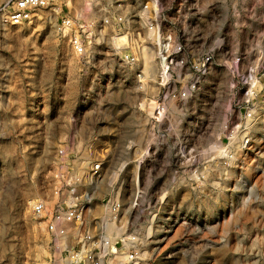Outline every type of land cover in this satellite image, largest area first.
Here are the masks:
<instances>
[{
	"label": "clouds",
	"instance_id": "9594fccd",
	"mask_svg": "<svg viewBox=\"0 0 264 264\" xmlns=\"http://www.w3.org/2000/svg\"><path fill=\"white\" fill-rule=\"evenodd\" d=\"M209 2L220 7L218 0ZM159 3L153 0L149 7L156 8ZM247 3L223 0L224 10L216 16L214 35L209 33L215 43L202 55L181 52L178 40L166 37L173 43L170 51L177 53L178 63L172 65L168 76L156 73L146 77L149 86L145 88L142 83L136 86L142 69L129 84L120 69L111 66V57L101 55L94 62L89 47L104 42L101 30L105 37H111L115 15L133 13L130 5L114 14L103 0H27L26 7L36 9L37 23L51 27L43 45L23 33V27L29 25L17 30L8 25L0 30V264H33L35 249L28 210L40 192L49 189L50 168L66 165L69 152L76 157L69 173L73 191L79 193L81 203L93 207V201L117 191L114 173L127 164L136 170L143 165L145 175L159 181L155 189L146 186L141 190L138 199L123 202L125 214L132 215V209L136 210V247L132 257H126L134 258V264H264V236L255 257L251 249L237 257L232 240L219 237L217 227L237 208L264 207V183H255L256 177H264V146L256 153L245 152L255 133H264V92L257 90L256 97L240 93L252 84L258 69L264 68V12L249 14ZM13 7L19 9L20 4L0 0V8L8 11ZM63 7L69 9L67 14L60 11ZM242 14L252 21L251 27L247 21L241 22ZM105 16L109 25L98 30L97 22ZM61 19L64 24L59 23ZM115 23L119 28V21ZM224 25L227 31H223ZM245 27L248 31L241 35ZM80 28L88 35L77 51ZM225 42L231 48L228 59L220 61L225 64L226 81L223 72L211 65L205 67L208 57ZM62 43L65 55L60 58ZM254 55L258 59H253ZM29 63L36 65L34 71ZM249 71L251 76L247 75ZM107 72L117 74L105 78ZM259 79L264 81V75ZM161 84L166 87L161 89ZM162 92L169 93L167 99ZM153 101L160 103L152 108ZM26 109L45 122L42 133L22 123ZM208 111L213 113V123L205 131L201 116ZM101 120L108 122L106 129L97 126ZM106 132L114 134L105 137ZM61 136H65L64 147H59ZM225 136L227 144L222 140ZM212 144L219 147L209 153ZM100 146L110 149L111 160L107 172L97 173L94 169L100 153L96 149ZM206 154L211 158L208 169L194 170L192 165H199ZM37 172L39 187L34 178ZM119 206L116 196L105 205L113 211ZM163 209L174 210L177 219L186 223L179 246L161 259L153 245L168 226L166 221L156 219ZM241 227L245 228L243 235L233 237L241 243L257 229L264 233V221H254L251 226L237 224L234 231Z\"/></svg>",
	"mask_w": 264,
	"mask_h": 264
},
{
	"label": "rangeland",
	"instance_id": "374dc122",
	"mask_svg": "<svg viewBox=\"0 0 264 264\" xmlns=\"http://www.w3.org/2000/svg\"><path fill=\"white\" fill-rule=\"evenodd\" d=\"M147 0H129L126 5H130L135 11L133 13H127L126 18V28L124 26H119V28L116 27V24H112V35L111 37H105L102 34H100V39L104 42H102L99 45H92L89 44V47L93 50V57L94 62L95 59H100L101 55L105 59H108L111 57L110 64L113 68H119L121 73L125 76V79L128 80L129 84H132V77L137 72L138 68L134 67L135 62L133 63L128 56L133 55L135 52L137 59L138 54L136 52V45L134 46V51L132 49L131 45V36L127 33L129 31L140 33L142 38V43L145 42L148 50L150 59L154 62L155 65L159 63V70L156 71V68L151 71V75L159 73L160 74V62L158 57L155 56V54L158 51L156 49L155 43H156V31L150 27V17L149 13H146L142 9V4H145ZM75 2V0H73ZM162 2V10L161 14L163 16V24L158 27V30L160 28L161 31H168L172 35L173 32L176 33L174 38H176L178 41L182 42L187 46L188 51L192 56L196 55H202L203 50L207 47H210L212 44L215 43L213 39L214 35V29L217 26V19L216 16L223 11V0H218V3L220 4V7H217L216 3H210L209 0H172L171 3H169V0H161ZM111 3V2H110ZM245 8L251 14L252 12H255L257 15H261L262 12H264V0H248V3L245 5ZM47 10V9H46ZM60 11L63 14H67L69 9L67 7H63L60 9ZM106 18L103 17L98 20L97 22V29L100 30V26H103L104 28H107L105 25H102L103 20ZM37 16L34 18V20L31 23H26L23 25H10L13 30H17L22 28L24 25H29V27H23V33L25 35H31L34 40H36L38 45H43L47 43V36L46 34L49 31V28L51 25L48 26H41L37 23ZM63 19L59 21V23L62 24ZM247 21V24L249 27L252 26V21L249 19V17H245L242 14L241 22ZM5 24V25H4ZM128 24V25H127ZM8 26V23H2V19H0V30ZM264 27V26H261ZM157 30V29H156ZM228 27L227 25L223 26V31H227ZM248 31V27H245L241 35L246 33ZM36 33V35H33V33ZM77 33L81 34L82 36H87L88 33L83 29L80 28L77 30ZM209 33H213V35H209ZM125 34L127 35V38L130 39V42L127 43L126 46H115L112 42V39L116 35ZM130 36V38H129ZM38 37V38H37ZM66 39H68L66 37ZM140 43V44H142ZM137 44V43H136ZM113 53H116V55L113 56ZM244 46L243 42L241 43V63L244 62ZM231 54V48L228 46L227 42H225L224 45L217 48L215 52L213 53L214 59L212 63L210 64L212 67L216 69L218 72L224 73V80L226 81L228 76L227 72L225 71V64L221 63L220 61H225L228 59V57ZM65 55V45L62 43L60 45V51H59V57L63 58ZM155 57V58H154ZM253 59H258V55H254ZM39 61H37L38 63ZM118 62V63H117ZM157 62V64H156ZM30 70H35L36 65L29 63L28 65ZM155 70V71H154ZM117 73L115 72H107L104 73V77L107 78L108 76H115ZM141 75V73H140ZM140 75L137 77V85L139 86L140 82ZM150 75V76H151ZM247 75L251 76V72L247 73ZM259 75H264V68L258 69V75L252 79L251 85H246L244 88L240 90V93L243 94L244 92H249L253 97H256L257 90L260 92H264V81H261L259 79ZM25 83H29V80H26ZM143 84V83H142ZM109 86H112L111 84ZM145 86V85H144ZM149 82L147 81V86L145 88H148ZM163 95V93H161ZM2 99V97H0ZM167 99V97H166ZM158 101H153L151 107L155 108L156 104H158ZM31 109H26L24 113V117L22 120V123H28L30 127L32 128V131L40 134L44 131L43 125L44 121L41 120L38 116L34 117L31 115ZM241 111V109H236V112ZM163 113L160 115L162 116ZM159 119V117H157ZM191 119V118H190ZM201 119L205 121L206 127L205 131H207L208 127H211L213 123V113L211 111H208V114L205 116H201ZM233 121L236 120V115H233ZM98 127L101 128H107L108 122L105 120L99 121ZM229 129L231 130V125H229ZM27 134V132L25 133ZM114 134V133H105V137ZM105 137H102V139H105ZM255 140H250L248 143V147L245 149L246 153H256L259 151L260 147L264 146V133L256 132L255 133ZM223 143L227 144L228 139L227 137L222 138ZM105 143H109L107 140ZM65 145V136H61L60 138V145L59 147H64ZM32 147H37V145H32ZM55 147V146H54ZM70 147V145H69ZM219 146L212 144L209 145V153L213 152L215 149H217ZM100 153V160L96 161V164L100 166V171L103 170L107 172V165L109 161L111 160V156L108 154L110 152V149L104 146H100L96 149ZM133 152H135V148L132 149ZM189 152H191V149H188ZM76 159L74 155L69 152L67 155V163L66 165L57 166L55 169L50 168L48 172V176L51 177V184L49 186V189L45 192L42 190L40 194L36 197V199H44L48 202L50 207H53L56 199V188L58 185H61L62 183H65V181L71 177L70 176V170L72 167V162ZM103 161V162H101ZM145 163H148L147 160H145ZM211 164V158L209 155H205V157L201 158V163L199 165H192L193 169L195 170L197 167H200L202 170H207L208 166ZM39 173L37 172L35 174V180L37 182V186L39 187ZM114 179L116 181L117 191L113 193V195L104 196L99 201H93L92 203L95 205L93 207L90 205L91 209V215L89 218H87V225L89 223H92L96 217H100L106 220H104L105 223L107 222H113L117 228H120L119 234H114V236H111L112 238H118V235L122 234L125 230L131 231L135 230V214L136 210L132 209V215L125 214L124 211V201L125 200H132L134 198L139 197V194L141 190L145 189L146 186H150L151 189H155L156 185L159 183V181H153L150 176L145 175V170L143 165L139 168V170H136L132 164H127L126 167L123 168L122 171L114 173ZM255 183L261 184L264 183V177H256ZM119 192V193H118ZM113 196H118V200L121 202L122 205V214L119 217V219L112 220V216L114 218L113 212L109 211L105 205H107L108 201L113 199ZM153 205L155 204V200L152 201ZM111 214V215H110ZM106 215V216H105ZM110 216V217H109ZM28 217H29V230L32 234L33 241H34V261L33 264H42L43 262L46 264L47 254H48V248H47V236L44 230V225L41 224L39 221H37L32 214V206L28 210ZM157 221L160 222L161 219L163 221L167 222L166 230L160 233L159 239H157L153 245V247L158 248L160 253V258L163 259L165 255H167L173 248L179 246L180 241V234L184 231L185 228V221L178 220L177 214L174 210L169 209H163L161 210L159 216L156 217ZM256 222L257 224H260L262 221H264V207L257 208L255 205L252 207L243 206L240 208H237L234 212H232L230 215H226L225 219L217 226L219 228V237H227L229 240H232L234 245V253L237 257H240L243 255L244 251L247 249L252 250V256L255 257V251L258 247V243L261 242L262 236H264V233H261L259 229H257L256 232H254L251 236V238L245 240L243 243L237 240H233V237L237 235H243L245 228L241 227L238 230L234 231L235 225L237 224H243L251 226L253 222ZM119 226V227H118ZM124 227V228H122ZM209 227H213L212 225H209ZM121 229H123L121 231ZM207 235V233H205ZM109 236V234H108ZM219 239L216 240V243H219Z\"/></svg>",
	"mask_w": 264,
	"mask_h": 264
},
{
	"label": "built area",
	"instance_id": "2783aa9c",
	"mask_svg": "<svg viewBox=\"0 0 264 264\" xmlns=\"http://www.w3.org/2000/svg\"><path fill=\"white\" fill-rule=\"evenodd\" d=\"M106 6L115 10L121 9L126 6L125 0H114V3H110V0H103ZM153 0H147L145 4H142V9L146 13H149L150 27L156 31L157 37L155 46L158 49L160 56L158 57L160 64V74L162 77L168 76L172 72V65L178 63L175 59L177 53L171 52L173 47L171 40L166 37H171L172 40H177L168 31H161L158 27L163 24V16L161 14L162 2L160 0L159 5L156 8H150L149 5ZM12 5L20 4V8L15 7L6 11L0 8V19L2 22L8 23V25H23L32 22L36 15V9H28L26 7L27 0H10ZM46 10V9H45ZM115 20L119 21V26L126 28V22L128 21L125 13H119L115 15ZM115 20L112 24H116ZM3 22V23H4ZM65 20L62 21V24ZM102 25L108 26L109 19L103 20ZM128 25V24H127ZM68 30L70 31V26ZM157 29V30H156ZM132 38L131 45L134 51L136 43L138 45L142 43L140 33L129 31ZM76 39L78 41L77 51L85 44L84 36L77 33ZM161 40V42H160ZM181 45V52L187 49V46L178 41ZM132 62H137V56L135 52L133 55L128 56ZM214 59L213 54L208 57V62L205 67H208ZM161 89L166 87V84H161ZM174 91V89H173ZM163 98L168 97V92H162ZM160 103V101H158ZM162 113H159L161 115ZM97 173L100 172V166L94 169ZM67 183H62L56 188V202L53 207H50L47 201L44 199H36L32 204L33 217L44 225V230L47 236V248L48 254L46 264H105V262H114V264H134V258L126 259V257H132V250L136 247V241L134 239L135 230H125L122 234L118 235V238L110 237L106 233V226L103 219L96 217L91 224L87 225V218L91 215V207L88 203H81L78 200L79 193L73 191L72 178L67 179ZM110 201V200H109ZM109 201L107 205L109 204ZM112 210L110 207H107ZM114 215L119 219L122 214V205L120 202L119 210L113 211ZM111 250V251H110Z\"/></svg>",
	"mask_w": 264,
	"mask_h": 264
},
{
	"label": "bare ground",
	"instance_id": "6f19581e",
	"mask_svg": "<svg viewBox=\"0 0 264 264\" xmlns=\"http://www.w3.org/2000/svg\"><path fill=\"white\" fill-rule=\"evenodd\" d=\"M114 0H110L111 3H114L113 2ZM129 0H125V2H128ZM95 11V10H94ZM4 22V21H3ZM2 22V23H3ZM5 23V22H4ZM5 25V24H4ZM107 27V26H106ZM103 35V31H102V34ZM128 35V34H127ZM127 35L125 34H120V35H116L113 39H112V42L114 43L115 46L119 47V46H126L127 43L130 42V39L127 38ZM130 38V36H129ZM161 42V40H160ZM136 52L138 54V59H137V62H135L134 64V67L135 68H138V69H142L143 71L141 72V75H140V82L143 83L145 86H147V79L146 77L150 76L151 75V71L153 69L156 68V71L159 70V63L155 65L154 62L150 59V55H149V50H148V47L146 45L145 42H143L142 44H139L138 43L136 44ZM157 49V48H156ZM161 64V63H160ZM158 67V68H157ZM155 71V70H154ZM119 193V192H118ZM118 197V196H117ZM111 211V210H109ZM112 213V211H111ZM114 214V213H113ZM111 215V214H110ZM106 216V215H105ZM108 216V215H107ZM106 216V217H107ZM105 217V218H106ZM110 217V216H109ZM103 219V222L104 220L106 219ZM117 217L114 215V218L112 216V220H115ZM105 223V222H104ZM117 225V224H116ZM113 222H107L105 223V226H106V233L107 235L109 234V236H114V234H119L120 233V228H117ZM119 227V226H118ZM124 228V227H122ZM123 229H121L122 231ZM110 236V237H111ZM42 264H45L44 262Z\"/></svg>",
	"mask_w": 264,
	"mask_h": 264
}]
</instances>
